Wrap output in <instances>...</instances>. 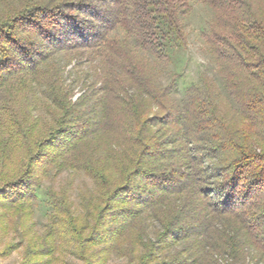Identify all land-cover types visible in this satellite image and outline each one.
Wrapping results in <instances>:
<instances>
[{"label": "trees", "instance_id": "obj_1", "mask_svg": "<svg viewBox=\"0 0 264 264\" xmlns=\"http://www.w3.org/2000/svg\"><path fill=\"white\" fill-rule=\"evenodd\" d=\"M200 1L214 74L180 94L191 0H0V234L23 264H264V0Z\"/></svg>", "mask_w": 264, "mask_h": 264}, {"label": "rangeland", "instance_id": "obj_2", "mask_svg": "<svg viewBox=\"0 0 264 264\" xmlns=\"http://www.w3.org/2000/svg\"><path fill=\"white\" fill-rule=\"evenodd\" d=\"M190 5L191 12L184 22L187 35V48L186 51L181 54L178 69L176 71L180 75V94L186 86L198 81L201 72H206L209 76L214 74L207 49L199 36L200 32L207 28L212 18V13L202 5L200 0H191ZM161 81L162 83H166L167 79L162 77ZM66 179H68L66 173L50 177L48 181L43 183L42 187L37 192L32 222L39 235L43 233L44 226L46 225V215L48 214L45 206L46 192L49 188L57 190ZM81 182L87 181L82 177L76 178L72 185L71 200L75 205L77 204V187ZM27 251L29 250H25L23 243L12 233L8 235L0 234V264H23L25 263L24 257L27 255ZM63 261L64 264H83L68 255L64 257ZM106 264H124V261L114 257Z\"/></svg>", "mask_w": 264, "mask_h": 264}]
</instances>
